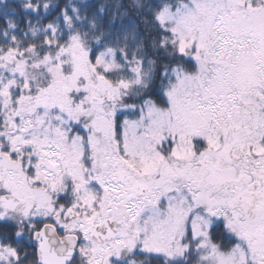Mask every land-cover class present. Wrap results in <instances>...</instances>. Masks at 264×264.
<instances>
[{
    "label": "snow or ice",
    "instance_id": "obj_1",
    "mask_svg": "<svg viewBox=\"0 0 264 264\" xmlns=\"http://www.w3.org/2000/svg\"><path fill=\"white\" fill-rule=\"evenodd\" d=\"M0 264H264V0H0Z\"/></svg>",
    "mask_w": 264,
    "mask_h": 264
}]
</instances>
